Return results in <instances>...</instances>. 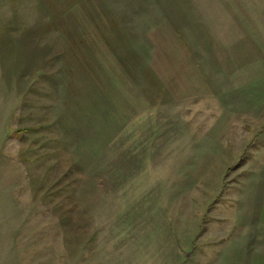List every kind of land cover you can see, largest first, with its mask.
<instances>
[{
	"label": "rangeland",
	"instance_id": "374dc122",
	"mask_svg": "<svg viewBox=\"0 0 264 264\" xmlns=\"http://www.w3.org/2000/svg\"><path fill=\"white\" fill-rule=\"evenodd\" d=\"M264 195V0H0V264H248Z\"/></svg>",
	"mask_w": 264,
	"mask_h": 264
},
{
	"label": "crops",
	"instance_id": "0c3cea01",
	"mask_svg": "<svg viewBox=\"0 0 264 264\" xmlns=\"http://www.w3.org/2000/svg\"><path fill=\"white\" fill-rule=\"evenodd\" d=\"M260 228L259 238L255 252L252 255L251 261L248 264H264V195L260 205Z\"/></svg>",
	"mask_w": 264,
	"mask_h": 264
}]
</instances>
